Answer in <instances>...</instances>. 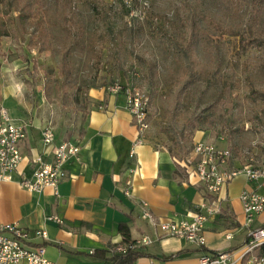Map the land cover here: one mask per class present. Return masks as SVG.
<instances>
[{
  "label": "crops",
  "instance_id": "obj_1",
  "mask_svg": "<svg viewBox=\"0 0 264 264\" xmlns=\"http://www.w3.org/2000/svg\"><path fill=\"white\" fill-rule=\"evenodd\" d=\"M13 87L0 92V105L13 118L29 123L20 149L23 159L13 180L0 181V225L15 223L29 231L44 230L47 238H33V244L44 246L45 257L54 264H110V248L123 242L120 225L126 224L132 240L142 235L153 238L140 247L131 264H198L204 253L228 252L232 264H249L239 259L246 242L240 195L255 192L264 197V182L250 181L238 175L217 194H210L202 183L189 176L184 160L158 146L148 132L139 133L133 116L126 109L122 93L112 94L97 89L89 92V108L82 117L80 131L69 127L56 128L51 117H19L10 106L15 100ZM17 111V110H16ZM51 123L55 144L62 140L79 143L78 156L64 165L66 178L57 187L31 192L17 180L31 177L34 165L30 160L40 155L52 161V146L44 147L41 128ZM141 140L140 143L137 141ZM218 147H227L219 144ZM253 149L256 160L264 151ZM249 154V153H248ZM234 166L242 159L233 153ZM130 182V196L124 194ZM214 200L219 211L204 224L203 247L175 237H163L143 218L148 209L158 220H189L204 201ZM146 202L144 208L141 202ZM50 217L62 219L58 223ZM264 225V209L252 227ZM231 237L227 238L226 235ZM263 246V245H262ZM261 246V247H262ZM261 247L257 250L260 255Z\"/></svg>",
  "mask_w": 264,
  "mask_h": 264
},
{
  "label": "rangeland",
  "instance_id": "obj_2",
  "mask_svg": "<svg viewBox=\"0 0 264 264\" xmlns=\"http://www.w3.org/2000/svg\"><path fill=\"white\" fill-rule=\"evenodd\" d=\"M60 1L40 2L38 20L49 34L47 48L43 51L33 46L35 38L30 35L34 29L30 23L32 20L24 26L18 21L16 13L8 16L9 34L2 37L0 46V92L7 87L14 88L16 104L13 103L10 109L20 113L19 117H51L54 127H63L65 131L69 127L77 133L90 106L91 90L106 91L114 83H132L149 99L148 127L145 131L158 146L169 148L177 159H185L197 141L217 146L223 143L239 159L253 154L255 148L264 151V98L249 96L245 81L248 75L258 90L264 91V46L250 48L245 54L237 56L235 38L216 39L222 51L221 68L234 72L233 83L227 84L222 98L213 107L209 105L216 99L217 91L200 84L182 92L177 101L176 81L180 62L165 39L145 29L133 53L127 47L118 59L111 58L107 56L109 42L103 44L97 38L101 28L95 19L91 0H66L67 9L83 29L78 42L70 39L62 28ZM102 1L112 6L111 21L115 26L127 20L119 13L118 0ZM199 2L208 20L235 24L245 22L250 15L251 6L245 1H234L232 4L226 0ZM139 4L138 10L132 12L133 16L141 13L137 17L138 23H142L143 13L148 11L165 13L177 23L182 15V0H139ZM259 27L264 32V6ZM184 31L181 27L180 33ZM195 54L199 62L214 61L211 41L202 39L195 46ZM140 57L156 65L154 84L144 78ZM62 60L71 66L77 82L74 88H65L62 84L59 76ZM174 107L177 108L173 110ZM168 129L172 131L168 133ZM182 129L187 143L177 139Z\"/></svg>",
  "mask_w": 264,
  "mask_h": 264
},
{
  "label": "built area",
  "instance_id": "obj_3",
  "mask_svg": "<svg viewBox=\"0 0 264 264\" xmlns=\"http://www.w3.org/2000/svg\"><path fill=\"white\" fill-rule=\"evenodd\" d=\"M112 94L122 93L126 98V109L133 116L139 133L145 132L147 124L148 97L136 86L114 83L106 89ZM29 123L15 119L8 109L0 105V181L13 180V173L17 171L23 159L20 144L27 136ZM41 141L44 147L52 146V161L45 162L40 155L32 158L34 165L31 177H20L18 184L31 192H40L50 187L56 193L61 181L66 178L64 165L76 158L80 152V145L73 140H62L55 144V132L51 123L41 128ZM138 143L141 140L137 141ZM239 166H234V156L231 149L218 147L206 141L195 142L188 152L184 167L189 176L195 177L202 183L210 194H217L222 187L238 175H244L250 181L264 182V157L256 160L253 155H247ZM130 182L124 190L130 196ZM243 212L245 214L244 227L247 239L240 250L239 259L249 264H264V255L257 250L264 245V225L252 227L254 217L264 209V197L255 193L243 191L240 195ZM144 208L146 202H141ZM219 211L214 200L204 201L198 211L189 220H158L148 209L142 213L163 237H175L203 247L205 245L204 224L209 217ZM58 223L62 219L50 217ZM47 238L44 230L29 231L15 223L0 225V264H54L44 255L42 244H33V238ZM231 237L230 234L226 235ZM153 238L142 235L131 243H119L110 248L111 255L124 253L126 250H137L152 243ZM228 252L204 253L198 264H232Z\"/></svg>",
  "mask_w": 264,
  "mask_h": 264
},
{
  "label": "trees",
  "instance_id": "obj_4",
  "mask_svg": "<svg viewBox=\"0 0 264 264\" xmlns=\"http://www.w3.org/2000/svg\"><path fill=\"white\" fill-rule=\"evenodd\" d=\"M226 1L228 4H232L234 1H245L248 3L251 6L249 18L245 22L235 24H225L216 19L208 20V17L200 8L199 0H182V15L179 23L169 18L165 13L153 11L144 12L142 23H138L137 17L141 13L133 16L132 12L138 10L139 0H118L119 13L122 18H127V20L117 27L111 21L113 17L111 15L112 6L102 0H91V7L98 22V27L101 28L97 33L98 40L103 44L109 42L107 56L118 59L127 47L133 53L139 36L146 29L150 34L165 39L180 62V73L176 81L177 101L180 100L182 92L191 89L195 84H200L207 87L211 86L217 91L216 99L209 105L213 107L222 98L227 84L233 83L234 77L232 70H223L221 68L222 51L216 39L224 37L235 38L237 40L235 55L237 56L245 54L250 48L260 49L264 46V32L259 27V18L264 6V0ZM40 2L41 0H0V46L2 37L9 34L8 16L11 13H16L18 21L24 26L32 20L30 22L32 25H30L34 29L30 32V35L35 38L33 46L37 47L39 51L46 50L49 34L38 20L41 13ZM60 2L62 4V28L67 32L70 39L78 42L83 34V29L74 20L71 11L67 9L66 0H61ZM181 27L185 29L183 34L180 33ZM202 39L211 41V49L215 55L214 61L199 62L197 60L195 46ZM91 47L94 48V44ZM140 61L144 71V78L154 84L157 77L156 65L152 62H147L141 57ZM59 76L65 88L76 87L77 82L71 66L66 60H62L59 66ZM245 81L249 96L264 98V91L258 90L251 77L246 75ZM130 86L134 85L131 83ZM176 108L174 107L173 110ZM166 131L169 133L172 130L168 129ZM175 134L177 135L176 132ZM177 139L179 142H188L183 129L178 133ZM119 230L123 235L122 243H131L133 241L129 237V229L126 224L122 223ZM260 250L264 254V245ZM139 254L137 250L128 249L124 253L113 255L110 264H131Z\"/></svg>",
  "mask_w": 264,
  "mask_h": 264
}]
</instances>
